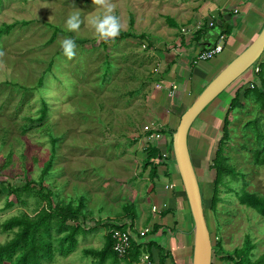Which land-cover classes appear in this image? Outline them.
Segmentation results:
<instances>
[{
	"label": "rangeland",
	"instance_id": "1",
	"mask_svg": "<svg viewBox=\"0 0 264 264\" xmlns=\"http://www.w3.org/2000/svg\"><path fill=\"white\" fill-rule=\"evenodd\" d=\"M109 2L123 25L114 41L101 39L90 22L103 12L94 0L0 3V26H15L0 40V188L28 186L21 200L14 194L0 195V223L22 212L35 215L43 207L49 208L48 198L54 206L73 204L82 209L77 220L70 221L85 229L77 235L74 252L68 256L59 253L61 236L55 234V257L44 264L157 263L154 252L151 258L142 255L139 262L128 263L119 257L114 263L108 256L100 263L86 251L104 250L113 224H122L136 234L147 229L146 219L140 221L144 229L134 223L142 215L139 208L146 218L153 217L146 181L137 179L148 155L145 138L160 122L179 126L189 101L168 112L167 90L180 79L181 66L189 62L186 54L195 55L188 42L195 41L199 25L209 28L212 21L220 22L218 8L225 7L228 0ZM76 11L81 15V27L67 31L66 21ZM170 19L178 25L172 26ZM123 32L134 37H124ZM65 38L77 44L72 59L60 47ZM202 63L205 71L209 65L208 71L213 67L212 61ZM261 64L264 54L257 67ZM41 77L44 81L39 87ZM252 78V72L245 73L197 119L191 131V152L215 247L221 243L225 251H233L249 236L258 257L264 253V217L238 200L244 189L264 196V165L254 160L264 143L260 137L264 135V105L254 92L244 97L246 91L260 85ZM239 89L246 106L229 113L231 94ZM43 103L48 113L39 121ZM225 118L230 139L223 146L224 156L236 174L235 178L226 174L218 183L214 159ZM52 159L53 168L47 171ZM135 180L134 192L130 183ZM179 209L180 218L185 213V264H193L194 226L186 197L185 201L180 197ZM129 212L134 219L123 217ZM156 233L149 229L145 238L150 241ZM12 236L0 228V244ZM155 252L159 261L160 252ZM213 264L231 263L214 255Z\"/></svg>",
	"mask_w": 264,
	"mask_h": 264
},
{
	"label": "trees",
	"instance_id": "2",
	"mask_svg": "<svg viewBox=\"0 0 264 264\" xmlns=\"http://www.w3.org/2000/svg\"><path fill=\"white\" fill-rule=\"evenodd\" d=\"M1 3V0H0ZM171 20L172 26H177L178 24L173 19ZM234 21L230 19L229 21L222 20L221 25L215 21L212 27L206 28L202 27L199 29L194 38L195 41L200 39H205L209 35L216 34L215 48L222 38L227 41V38L232 35L234 30ZM15 26L12 24L4 23L0 26V40L4 35H9ZM124 37H134L133 33H122ZM143 37V36H141ZM205 42V40H204ZM203 49V47H202ZM204 50V49H203ZM261 68V69H260ZM255 71V72H253ZM255 81H259L260 85L254 90L249 89L244 94L247 97L250 93H255L256 96L262 100L264 105V64L261 67L258 66V71L253 68L251 71ZM248 72V73H249ZM44 78L41 77L38 83L39 87L43 86ZM246 105L241 97V90L239 89L231 102L229 113L235 110L244 108ZM41 117L39 121H44L47 117L48 108L45 103L41 109ZM223 137L220 142L216 157L214 159V167L217 170V182H221L226 174H233L235 178L236 171L226 162V157L224 156V144L230 139L229 121L228 118L224 119L223 125ZM264 140V135H261ZM54 140V144L57 142ZM56 148L54 149V153ZM161 152L158 147L150 146L148 149V157L146 159V166H155L156 159L160 158ZM55 159V158H54ZM162 159V158H161ZM254 160L257 165H264V143L261 149L255 152ZM52 159L47 163V171L53 168ZM156 172L154 176H156ZM28 186L24 188L3 186L0 188V195L14 194L19 200H21L23 190H27ZM217 195L215 194V201ZM49 200V208L43 207L41 210L37 211L35 215H29L28 213L22 212L20 214L14 215L5 221L0 223V228L3 233L12 234V238L5 243L0 244V264H44L45 262H50L55 257L54 246V235L61 236L58 239L59 247L58 252L64 256L70 255L77 247L78 240L77 235L85 229L79 223L73 225L71 220H77L82 211L80 207H76L73 204H68L65 207L60 205L54 206L52 200ZM238 200L241 205L253 209L257 214L264 217V196L249 192L248 190H243L238 194ZM125 227V226H124ZM160 227H156L154 232H158ZM255 249V244L248 236L242 247L237 248L233 251H225L222 244L219 243L215 247V256H221V259L227 261L231 264H264V253L255 257L253 250ZM153 250V251H152ZM158 250L160 252V264H165L166 260L172 257L171 253L166 252L165 249L161 248L160 245L155 243L149 244H138L133 243V248L125 261L128 263L139 262L142 259V255H149L150 258L153 257L152 252ZM87 255L99 258L101 261H105L108 256H112L114 263L119 262V256L113 250V243L109 238L108 244L104 250L89 249L86 251ZM154 258V257H153Z\"/></svg>",
	"mask_w": 264,
	"mask_h": 264
},
{
	"label": "crops",
	"instance_id": "3",
	"mask_svg": "<svg viewBox=\"0 0 264 264\" xmlns=\"http://www.w3.org/2000/svg\"><path fill=\"white\" fill-rule=\"evenodd\" d=\"M218 11L221 12L219 14V25H221L222 20L229 21L232 19L234 21V19H237L234 21L233 33L227 38L226 42L225 39L222 40L224 50L221 54L210 60L213 63V67L209 71L208 68H210L211 65H209L207 71H205L206 68L203 65L204 63L195 62L197 57L196 53L198 54L205 50L212 49L217 35L212 34L205 39L193 41L192 43L190 41L188 42L192 49H194L195 55L191 56V54H189L192 52L186 54L187 56H190L188 59L189 62H185V65L181 66L179 72L180 79L177 81L176 78L174 80L176 82L171 83V87L167 90L168 106L166 109L168 112L182 102L187 103L189 101V106L187 107L189 108L205 86L224 68V66H226V64H228L241 50L246 47V45L259 33L264 25V0H228L225 7L222 6L221 8H218ZM186 51H188V48H185V52ZM175 77H177L176 74H174L173 78ZM174 85L177 86L176 89H173ZM180 89L181 91L179 92ZM170 91L173 93L172 96H170ZM226 104H228L227 101ZM158 125H163V131L165 134L164 140L159 143L160 148H158L162 157L156 159L155 166H146L147 155V157L143 160L144 169H142V172L137 175L138 181H146L145 187H147V191L149 192L152 202L151 212L153 217L149 215L146 218L144 216V209L139 208L138 206L142 215H140L139 218H135L134 223L141 229H144L145 225L143 227L140 221L146 219L147 222L145 221V224L147 226L145 228L155 229L156 227H160L157 234L161 233L162 229H165L164 235L161 236L162 238L160 237V242L158 244L161 248L165 246L163 249H167V252L172 255V257L166 260L165 264H185V213L182 211V216L180 218V197L183 198L184 201L186 197L189 210L190 206L173 152V134L178 127L169 125L165 122H160ZM189 143L191 149V132ZM145 148L148 147L145 146ZM163 151H167L173 156L168 158V160H165L162 155ZM158 159H164L165 161L162 162ZM143 163L141 164V167H143ZM155 172L157 173L156 176H154ZM165 180L167 181V184L174 185V187H167ZM136 182L137 180L130 183L132 184L130 186L134 188V192L136 191ZM139 195L140 193L137 194L135 198ZM154 209L156 210L154 211ZM132 215L133 214L129 212L128 215L123 217L129 218V216H131L130 218L134 219V216L132 217ZM191 236L192 234L187 235L188 238H191ZM154 256L157 261L156 264H160V261H158V255L155 251Z\"/></svg>",
	"mask_w": 264,
	"mask_h": 264
},
{
	"label": "water",
	"instance_id": "4",
	"mask_svg": "<svg viewBox=\"0 0 264 264\" xmlns=\"http://www.w3.org/2000/svg\"><path fill=\"white\" fill-rule=\"evenodd\" d=\"M237 19H234L236 21ZM264 54V25L259 33L205 86L193 104L183 114L177 130L173 134V152L178 171L183 181L189 202L194 226L195 253L193 264H213L215 245L206 217L204 193L193 162L190 149V132L197 119L228 88L245 73L257 68L258 61ZM255 72V71H253ZM231 94V102L236 93ZM230 102V103H231ZM229 104V102H228ZM221 121V119L219 120ZM162 162L165 160L158 159ZM161 233L153 235L152 240L159 244ZM170 232V231H169ZM134 233V232H133ZM137 237V234L134 233ZM162 238V237H161ZM156 239V240H155ZM138 244H148L147 238L136 239Z\"/></svg>",
	"mask_w": 264,
	"mask_h": 264
},
{
	"label": "built area",
	"instance_id": "5",
	"mask_svg": "<svg viewBox=\"0 0 264 264\" xmlns=\"http://www.w3.org/2000/svg\"><path fill=\"white\" fill-rule=\"evenodd\" d=\"M214 21L211 22L210 27L214 25ZM202 28V25L200 24L198 27V30ZM187 33V32H186ZM224 38H222L223 40ZM224 50V45L219 43L215 48L205 50L203 52H200L198 56L195 59L196 63L204 62V61H210L211 59L215 58L219 54H221ZM258 71V67L256 68V72ZM257 83V81H256ZM177 86L174 85L173 89H176ZM172 91H170V96H172ZM148 135L145 138V143L147 147L150 146H157L160 148V142L164 140V131H163V125H156L155 127H152L148 131ZM163 158L165 160H168V158L172 157L173 155L167 151L162 152ZM156 209H154L155 211ZM149 229H145L143 231H139L137 234V237L134 235L133 231L131 229H128L124 227L122 224H113L108 228V235L110 236V239L113 243V250L119 257H127L130 255L133 243L137 242L136 239H142L145 238L147 232ZM146 258H150L149 255H146Z\"/></svg>",
	"mask_w": 264,
	"mask_h": 264
},
{
	"label": "clouds",
	"instance_id": "6",
	"mask_svg": "<svg viewBox=\"0 0 264 264\" xmlns=\"http://www.w3.org/2000/svg\"><path fill=\"white\" fill-rule=\"evenodd\" d=\"M94 3L98 4L103 12L99 16L91 18V24L95 29L98 36L105 41H114L121 34L123 25L117 15L114 14V6L109 0H94ZM81 15L79 11L73 12L66 21L67 31H77L81 27ZM60 47L63 55L69 59H72L76 55V42L71 38H65L60 41ZM167 187H174V185L167 184Z\"/></svg>",
	"mask_w": 264,
	"mask_h": 264
}]
</instances>
